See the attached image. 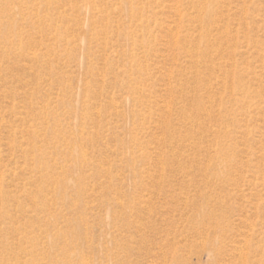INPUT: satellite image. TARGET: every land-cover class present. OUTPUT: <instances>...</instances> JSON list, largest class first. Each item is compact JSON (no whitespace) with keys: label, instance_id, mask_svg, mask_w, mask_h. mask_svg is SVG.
Listing matches in <instances>:
<instances>
[{"label":"rangeland","instance_id":"374dc122","mask_svg":"<svg viewBox=\"0 0 264 264\" xmlns=\"http://www.w3.org/2000/svg\"><path fill=\"white\" fill-rule=\"evenodd\" d=\"M0 264H264V0H0Z\"/></svg>","mask_w":264,"mask_h":264}]
</instances>
